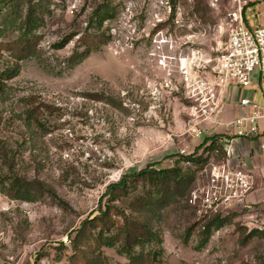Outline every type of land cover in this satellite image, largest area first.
<instances>
[{"label": "rangeland", "instance_id": "rangeland-1", "mask_svg": "<svg viewBox=\"0 0 264 264\" xmlns=\"http://www.w3.org/2000/svg\"><path fill=\"white\" fill-rule=\"evenodd\" d=\"M16 1L23 20L33 13L43 26L35 31L30 56L0 51V74L16 71L0 94V184L17 176L42 184L44 192L31 203L16 201L0 185V264H130L97 239L99 228L87 226L77 247L73 240L82 223L99 215L107 186L126 173L155 164L176 168L190 192L203 183L202 170L181 160L182 149L199 143L185 135L180 63L187 59L211 71L232 15L242 6L244 23L246 17L251 26H262L264 0H80L75 10L76 0ZM107 11L111 18L100 24ZM10 14L3 11L0 23ZM7 36L14 42L19 35ZM231 88L222 96L224 108ZM236 88V99L264 102L259 75L250 88ZM30 108L43 128L27 122ZM252 160L258 187L239 211L212 224L207 239L203 228L213 218L197 215L188 189L176 191L166 206L154 202V189L141 180L135 193L121 195L117 204L124 212L149 223L162 239L144 252L161 249L157 260L142 264H264V157L255 153ZM137 198L141 211L132 213ZM148 198L145 212L141 204ZM117 233L104 230L103 238ZM81 252L90 260L83 262Z\"/></svg>", "mask_w": 264, "mask_h": 264}, {"label": "built area", "instance_id": "built-area-1", "mask_svg": "<svg viewBox=\"0 0 264 264\" xmlns=\"http://www.w3.org/2000/svg\"><path fill=\"white\" fill-rule=\"evenodd\" d=\"M79 2H74L72 10ZM180 71L188 102L185 135L199 143L188 145L181 154H194L208 136H218L226 142L225 155L209 158L202 171L203 183L190 192L189 204L199 217H224L239 211L253 191L254 177L248 164L236 157L233 145L239 140L253 141L264 155V102L241 98V114L224 123L219 118L225 106L222 96L230 86L250 88L257 75L264 82V26H247L240 6L231 17L227 42L211 71L202 64L188 63L187 59L181 60ZM229 126L234 129L232 135H228Z\"/></svg>", "mask_w": 264, "mask_h": 264}, {"label": "trees", "instance_id": "trees-1", "mask_svg": "<svg viewBox=\"0 0 264 264\" xmlns=\"http://www.w3.org/2000/svg\"><path fill=\"white\" fill-rule=\"evenodd\" d=\"M35 9V8H34ZM31 11H36V10ZM9 10L13 14L3 16V22L0 23V51L7 50L11 54L15 53L16 50H19L17 55L19 58H26L30 56L32 50L31 41L37 38L35 36V31L43 26V21L40 20L33 13H29L27 17L23 20L20 13V8L16 0H0V17L3 15V11ZM49 12V11H48ZM111 16L107 11L103 16H101L100 24H103L104 21L110 19ZM18 33L17 40L14 42H7L8 33ZM65 42L60 43L57 47H62ZM16 75V71H5L0 74V94L5 91L4 80H9ZM36 109L30 108L26 111V119L28 123L37 122L39 127L43 128L38 120L36 114ZM226 142L221 141L218 136L209 137L203 143L204 150L201 154L197 155V151L191 155H181V160L191 163L198 169H204L205 165L208 163L211 156L219 158V156L225 155L224 147ZM7 154L4 155L6 158ZM176 168L173 169H161L156 168V165H149L146 169L141 170L138 173H126L122 175L121 179L118 182L111 183L107 186L106 193L104 198H107L106 201L101 203L98 210L99 215L94 218H88L78 232L76 238L73 240V246L77 247L85 237V231L87 226L90 227V230L100 229L101 232L97 239L103 241L104 245L109 248H116L118 253L125 255L129 260L130 264H139L145 263V261H156L161 253L155 251L152 255H146L145 248L149 245L156 244L161 245L162 239L158 232H155L149 227V223H139L136 219L129 217L124 209L117 204L121 195L130 196L135 193L138 189L139 181L147 182L153 189L154 193L158 197L154 199V202L159 205L166 206L170 198L175 194L176 191L182 189L186 192L188 187L185 179L180 176L179 173H176ZM39 183V182H37ZM2 193L10 195L13 200L16 201H25V202H34L36 200L35 194H43L44 188L42 184L37 185L35 182H29L24 178H18L15 176L9 181L8 186L2 182ZM185 187H184V186ZM190 185V182H189ZM190 187V186H189ZM191 190V188H190ZM189 190V192H190ZM46 192L53 198H57L53 190H46ZM188 192V194H189ZM190 195V194H189ZM170 197V198H169ZM146 200L141 204V208L148 212L151 209V202ZM139 198L135 201V208L131 209V212H139L137 210L139 205ZM224 217L215 216L211 220L210 224H207L203 228V234L206 239L210 236L211 226L217 221H222ZM123 223V224H122ZM117 230V236L114 238H103L104 230ZM90 235H93L91 232ZM155 245V248L157 247ZM157 249V248H156ZM83 257V262L90 260L88 255L84 252H81ZM93 264V259H91Z\"/></svg>", "mask_w": 264, "mask_h": 264}, {"label": "crops", "instance_id": "crops-1", "mask_svg": "<svg viewBox=\"0 0 264 264\" xmlns=\"http://www.w3.org/2000/svg\"><path fill=\"white\" fill-rule=\"evenodd\" d=\"M245 19L248 21L247 22V26L253 27V26L250 25L248 18L245 17ZM262 26H264V25H262ZM257 27H259V26H257ZM253 28H255V27H253ZM231 87H232L231 89H232L233 98L226 102V104L228 103V105H227V107H225L223 109V112L220 115V120L222 122H224V123H230L237 116H239L241 114L242 110L240 109L239 101L243 97H249V96H242L239 99H236L235 95H236V92H237L238 89L236 87H234V86H231ZM256 95H257V91H255V93H254V96H256ZM249 98H251V97H249ZM251 99H253V96H252ZM208 138H209V136H208ZM233 150H234V153L236 154V157H238V160L241 161V162L247 163L249 168H250V170H253V171L256 170L255 169L256 167H255V165L253 163L252 155L257 153L260 156L264 157V155H262L257 150L256 143L253 142V141L251 142V141H248V140H239L236 143H234ZM234 162L236 163V161H234ZM257 174H259L261 177L263 176L262 172H259ZM258 184L259 183L254 179V188L258 187ZM259 190H260V192H264V189H259ZM255 198H256V196L255 197L253 196L251 198L252 201H254Z\"/></svg>", "mask_w": 264, "mask_h": 264}]
</instances>
